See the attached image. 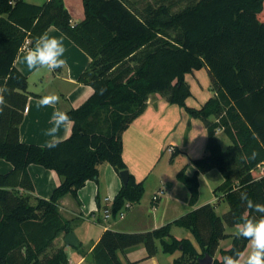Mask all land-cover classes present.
Segmentation results:
<instances>
[{
  "label": "trees",
  "instance_id": "obj_1",
  "mask_svg": "<svg viewBox=\"0 0 264 264\" xmlns=\"http://www.w3.org/2000/svg\"><path fill=\"white\" fill-rule=\"evenodd\" d=\"M83 8L84 20L72 25L63 0L41 5L0 0V84L7 82L9 88L0 114V159L12 166L0 175V264H68L64 248L53 246L72 232L58 212V202L67 195L77 200L88 181H97L101 164L118 174L127 171L122 134L155 94L200 120L207 132V154L191 161L194 174H187V168L177 174L190 194L189 205L198 201L197 176L217 170L224 181L214 194L223 196L229 210L218 217L207 204L150 232L107 230L92 250V264H123L119 254L139 245L151 258L156 241L165 254L181 252L173 264H199L205 254L214 257L219 242L229 237L224 225L235 227L244 216L260 215L247 209L241 192L264 203V171L257 172L264 165V0H199L176 14L163 6L137 10L128 0H83ZM52 27L91 59L79 81L94 93L82 107L68 112L71 136L48 149L19 140L28 96L26 78L14 63L25 41L31 46ZM203 68L215 97L200 109L188 108L185 101L191 92L185 76ZM218 130L230 142L225 150L218 144ZM178 154L174 151L171 160ZM31 165L54 171L61 180L50 199H36L34 205L8 190L33 192L27 173ZM143 194V182L129 174L127 186L112 203V215L126 203L138 204ZM173 226L188 230L201 253L189 241L173 238ZM232 239L231 248L213 264L244 251L248 242L237 235Z\"/></svg>",
  "mask_w": 264,
  "mask_h": 264
},
{
  "label": "crops",
  "instance_id": "obj_2",
  "mask_svg": "<svg viewBox=\"0 0 264 264\" xmlns=\"http://www.w3.org/2000/svg\"><path fill=\"white\" fill-rule=\"evenodd\" d=\"M23 1L33 5L41 4L38 0ZM45 1L42 0V2ZM63 3L71 17L72 25L84 20L83 0H63ZM45 33L55 36L64 44L65 53L62 59L65 60V64L62 68L55 71L28 69L24 62V56L27 50L35 47V43L27 50H20L14 63L17 72L26 78L28 96L23 120L19 126V140L24 144L40 147H46V143L50 139L46 133L53 126L51 121L55 111V108L51 106H39L40 97L53 92L59 94L60 103L56 105V108L68 113L82 107L94 93L90 85L79 81L90 66L89 56L56 28H49ZM185 81L191 92V96L185 101L188 108L200 109L208 100L215 97L207 69L193 71L185 76ZM72 131L73 124L66 130L62 129L59 133L61 141L67 140ZM222 135L225 136L223 131L218 130L216 138L219 145V137ZM122 143V159L127 171L137 183L143 182L144 186L141 201L132 205L123 220L117 218L104 220V211L112 206L115 197L123 187L119 174L106 163L98 166L97 181H88L78 191L77 200L73 196L67 195L57 204L59 214L70 223L71 231L75 235L77 234L76 226L79 227L81 223H89L100 229L96 241L88 246L78 263H82L92 253L102 234L107 230L126 234L150 232L173 223L187 213L207 204L213 206L218 217H222L229 210L228 203L222 195H215L212 192V199L202 198L204 187L202 185L204 183L208 187V175L213 170L197 176L199 197L194 206L189 205L190 194L177 179V174L185 168H187V174L192 176L191 161L207 154V132L204 124L198 119L189 117L183 109L170 105L160 95H151L143 114L137 117L122 134ZM166 151L170 155L174 151L179 152L174 159L171 160L170 156L168 160V167L179 163L171 178H166L163 175L166 173L163 172V168L159 172L156 170L163 158L162 154ZM11 169L12 166L9 163L0 159V175L10 172ZM261 171H264V165L258 167L257 172ZM27 173L32 181L33 192H27L20 188L8 190L22 198H29L30 205H34L36 199H50L61 181L54 171L46 170L38 165L29 166ZM209 188L212 191L214 187L210 184ZM224 228L225 234L229 237L219 242L215 258L213 257L218 261L221 260V252L231 248L232 237L236 236L235 227L224 225ZM170 235L176 240L189 241L195 250L201 253L199 245L188 230L173 226ZM65 236L57 238L53 246L55 248L63 247L67 260L71 261L73 255H71L69 247L63 244ZM77 239L79 244L76 250L78 251L82 246V241L79 237ZM156 249L155 256L147 258L144 246L139 245L119 254V259L123 264H173L181 257L180 251L165 254L159 241H156ZM247 249L248 243L244 251L246 252Z\"/></svg>",
  "mask_w": 264,
  "mask_h": 264
},
{
  "label": "clouds",
  "instance_id": "obj_3",
  "mask_svg": "<svg viewBox=\"0 0 264 264\" xmlns=\"http://www.w3.org/2000/svg\"><path fill=\"white\" fill-rule=\"evenodd\" d=\"M64 53L63 42L55 36L45 33L36 38L35 47L27 50L24 62L30 70L55 71L64 66L65 60L62 59ZM8 92L7 82L0 84V114L3 113L7 104L5 96ZM59 103L60 96L54 92L43 95L38 100L39 106L55 108L51 121L53 126L46 133L50 137L46 143L48 149L58 147L62 142L59 133L62 129L66 130L73 124L67 112L56 108ZM240 196L247 209L260 215L258 218L254 215L244 216L242 222L235 225L237 237L248 242V249L246 252L237 250L232 255H225L222 258V264H264V203L254 202L244 192H241Z\"/></svg>",
  "mask_w": 264,
  "mask_h": 264
},
{
  "label": "rangeland",
  "instance_id": "obj_4",
  "mask_svg": "<svg viewBox=\"0 0 264 264\" xmlns=\"http://www.w3.org/2000/svg\"><path fill=\"white\" fill-rule=\"evenodd\" d=\"M38 1L41 4L44 3L42 2V0H38ZM128 1L137 10L141 9L146 5H151L154 8L163 6L170 8L171 14H176L181 12L188 5L196 4L199 0H128ZM169 34L172 33L170 32ZM219 143L223 150L226 149V147L229 145V141L224 135L219 137ZM162 155L163 158L160 160L159 164L157 165L156 170L157 172H159L163 168V172L164 171L166 172L163 175H165L166 178H171L179 163L177 162L174 166L168 167V160L171 155L169 154L168 151L164 152ZM165 166L167 169L165 168ZM208 179H209L208 187H206L204 183L202 185L204 186L202 190V198L212 199L213 198L212 192L214 193L213 190L223 183V177L220 175V173L217 170H213L212 173L208 175ZM210 184L214 187L212 191L209 188ZM76 227H77L76 228L77 234L76 235L74 233L73 234L75 235L76 239L77 237H79V239L82 241V246L79 248L78 251L76 249L68 248L70 250L71 255H73L71 258V263L73 264L78 263L82 254L87 251L88 246H90L92 243L96 241L97 236L100 233L99 227L95 225H91L89 223H81L79 227L78 225ZM81 264H90V263L84 260Z\"/></svg>",
  "mask_w": 264,
  "mask_h": 264
},
{
  "label": "water",
  "instance_id": "obj_5",
  "mask_svg": "<svg viewBox=\"0 0 264 264\" xmlns=\"http://www.w3.org/2000/svg\"><path fill=\"white\" fill-rule=\"evenodd\" d=\"M191 174H194L195 169L190 167ZM119 177L123 186H127L129 181V172L123 171L119 173ZM63 244L69 248L76 249L78 247V240L76 239L75 235L71 232L67 234L63 239ZM86 262L92 264L93 263V255L89 254L86 259ZM214 259L212 256L205 254L203 258L199 260V264H213Z\"/></svg>",
  "mask_w": 264,
  "mask_h": 264
},
{
  "label": "built area",
  "instance_id": "obj_6",
  "mask_svg": "<svg viewBox=\"0 0 264 264\" xmlns=\"http://www.w3.org/2000/svg\"><path fill=\"white\" fill-rule=\"evenodd\" d=\"M29 47H30V41L27 40V41H25V43L23 44V46H22V50H23V49H24V50H27V49H29ZM131 208H132V204H130V203H126V204L124 205V207H123L120 211H118V213L116 214V216H113V215H112V210H111V207H110L109 209H106V210L104 211V220H105V221H107V220H112L113 218H117L118 220H123L124 217H125L126 212L129 211V210H131ZM68 264H73V263H71V261H68ZM77 264H81V263H77Z\"/></svg>",
  "mask_w": 264,
  "mask_h": 264
}]
</instances>
